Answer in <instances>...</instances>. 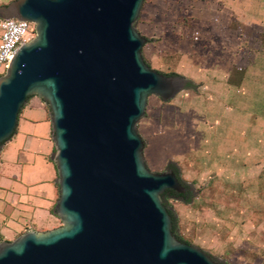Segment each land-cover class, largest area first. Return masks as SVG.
<instances>
[{
    "label": "water",
    "instance_id": "95a60500",
    "mask_svg": "<svg viewBox=\"0 0 264 264\" xmlns=\"http://www.w3.org/2000/svg\"><path fill=\"white\" fill-rule=\"evenodd\" d=\"M143 0H11L0 18L34 23L0 75V145L30 96L47 106L61 224L0 241V264H221L173 233L162 200L185 186L145 164L137 124L150 95L189 79L152 69L135 27Z\"/></svg>",
    "mask_w": 264,
    "mask_h": 264
},
{
    "label": "rangeland",
    "instance_id": "374dc122",
    "mask_svg": "<svg viewBox=\"0 0 264 264\" xmlns=\"http://www.w3.org/2000/svg\"><path fill=\"white\" fill-rule=\"evenodd\" d=\"M135 27L146 38L144 61L193 86L168 101L150 95L137 124L146 166L162 172L174 164L191 186L189 202L165 201L176 230L199 246L236 239L247 217L264 212V0H143ZM192 99L201 103L202 127L189 136L179 110ZM156 136L167 158L154 154Z\"/></svg>",
    "mask_w": 264,
    "mask_h": 264
},
{
    "label": "crops",
    "instance_id": "0c3cea01",
    "mask_svg": "<svg viewBox=\"0 0 264 264\" xmlns=\"http://www.w3.org/2000/svg\"><path fill=\"white\" fill-rule=\"evenodd\" d=\"M10 1L0 0V7ZM180 105L179 112L182 113L184 126L191 128L188 130L191 136L202 127V119H198L197 124L201 103L192 99L191 107L185 102ZM170 136H165V144L166 141L169 144ZM157 137L152 143L153 152L158 157L167 158L169 147H161L156 142L160 139L156 140ZM158 148L160 151H157ZM54 151L48 108L40 98L30 96L19 111L13 134L0 145V241L13 240L29 229L43 231L61 224L54 213L58 197L57 171L52 160ZM170 159L167 163L175 158L170 156ZM262 214L256 218L247 217L246 222L235 229L234 232L239 234L236 239L229 238L221 243L219 239L205 240V243L202 242L205 246H196L203 251L211 249L212 253L205 252L212 257L219 256L223 261L231 259V256L239 258L243 264H257L258 260L262 264L264 212Z\"/></svg>",
    "mask_w": 264,
    "mask_h": 264
},
{
    "label": "built area",
    "instance_id": "2783aa9c",
    "mask_svg": "<svg viewBox=\"0 0 264 264\" xmlns=\"http://www.w3.org/2000/svg\"><path fill=\"white\" fill-rule=\"evenodd\" d=\"M34 35L33 22L0 18V75L5 72L16 49Z\"/></svg>",
    "mask_w": 264,
    "mask_h": 264
},
{
    "label": "trees",
    "instance_id": "16d2710c",
    "mask_svg": "<svg viewBox=\"0 0 264 264\" xmlns=\"http://www.w3.org/2000/svg\"><path fill=\"white\" fill-rule=\"evenodd\" d=\"M167 169L168 170H171L173 171L176 176L178 177V179L180 180V182L186 187V183H184V181L181 179L180 175H179V171H178V168L176 167V165L174 164H167ZM175 198V199H181L182 201L184 202H189V199H190V194L188 197L186 196H183L182 193H179V192H176V191H173V190H165L163 193H162V200L165 204V206L167 207L165 201L167 200V198ZM168 208V207H167ZM168 211L169 213L171 214V217H172V230H173V233L174 235L176 236V238H178L179 240L181 241H184V242H187L189 243L188 241H186L185 239H183L177 232V228H176V218L175 216L171 213V211L169 210L168 208ZM219 262V261H218ZM221 263V262H220ZM221 264H224V263H221ZM264 264V262L262 263Z\"/></svg>",
    "mask_w": 264,
    "mask_h": 264
},
{
    "label": "flooded vegetation",
    "instance_id": "af4514ba",
    "mask_svg": "<svg viewBox=\"0 0 264 264\" xmlns=\"http://www.w3.org/2000/svg\"><path fill=\"white\" fill-rule=\"evenodd\" d=\"M185 183V182H184ZM186 189H185V191L182 193L183 194V196H186V197H188L189 196V194H191V186L190 185H188V184H186V187H185ZM181 200V199H180Z\"/></svg>",
    "mask_w": 264,
    "mask_h": 264
}]
</instances>
